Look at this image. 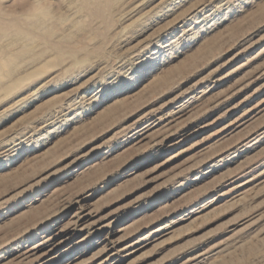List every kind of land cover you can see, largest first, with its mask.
<instances>
[{"label":"rangeland","instance_id":"374dc122","mask_svg":"<svg viewBox=\"0 0 264 264\" xmlns=\"http://www.w3.org/2000/svg\"><path fill=\"white\" fill-rule=\"evenodd\" d=\"M111 1L0 0V264H264V0Z\"/></svg>","mask_w":264,"mask_h":264},{"label":"bare ground","instance_id":"6f19581e","mask_svg":"<svg viewBox=\"0 0 264 264\" xmlns=\"http://www.w3.org/2000/svg\"><path fill=\"white\" fill-rule=\"evenodd\" d=\"M73 0H70V2H72ZM115 1V0H114ZM112 1L111 0H82V4H81V9H83L84 11L87 12V14L92 17V19H98L101 20L102 22H104L107 19V16H110V11H111V5H112ZM38 28L41 26L40 23H36V25ZM52 32V31H51ZM23 31V30H18V36L23 37H27L28 34ZM18 38V37H15ZM54 48H56L57 50L61 49V45L58 44H52ZM2 66H5L4 63H2ZM30 74V73H29ZM24 74V75H18L16 77L12 76V71L7 68L6 72H4L3 77L5 79H7V81H5L4 83H2V85L0 86V89L4 92L5 96L11 95L12 92L20 90L21 88H23L25 86V84H28L32 79H33V74ZM11 78V79H9ZM18 92V91H17ZM15 93H13L14 95ZM2 98H5L4 96ZM7 99V97H6ZM45 187H41L38 188L35 192L33 197L39 196L41 195V193L45 190ZM22 203V202H21ZM50 237V236H49ZM37 245V244H36ZM36 247H31L28 250L24 251V253L22 254L26 259V260H30L33 261V256L37 259H48L49 257H51L50 255L52 253L49 252H42L40 254H37L35 249ZM23 261V260H22Z\"/></svg>","mask_w":264,"mask_h":264},{"label":"snow or ice","instance_id":"6c2138e0","mask_svg":"<svg viewBox=\"0 0 264 264\" xmlns=\"http://www.w3.org/2000/svg\"><path fill=\"white\" fill-rule=\"evenodd\" d=\"M154 3L158 7H162L163 11L168 10L167 0H154ZM229 4L234 5L232 9L234 12H239L240 9L248 11L254 7V4L251 2V0H229ZM149 7H151V5H149Z\"/></svg>","mask_w":264,"mask_h":264}]
</instances>
